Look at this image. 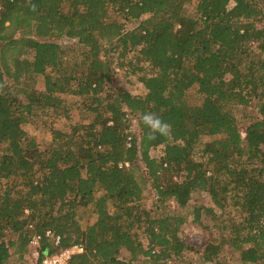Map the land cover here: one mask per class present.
Masks as SVG:
<instances>
[{"label": "trees", "instance_id": "trees-1", "mask_svg": "<svg viewBox=\"0 0 264 264\" xmlns=\"http://www.w3.org/2000/svg\"><path fill=\"white\" fill-rule=\"evenodd\" d=\"M188 1L0 0V264H9L11 247L22 259L34 233L41 238L32 264L73 245L83 250L66 264H170L191 249L179 234L186 217L141 207L148 181L157 202L184 208L205 191L215 207L231 205L221 229L240 264L264 261V119H251L242 135L231 112L255 99L264 115L263 0H197L193 14ZM62 36L83 47L81 61L64 65L65 49L48 40ZM111 50L118 68L127 63L137 74L143 95L119 88L108 103L97 97L112 79ZM75 66L84 71L73 86ZM38 74L42 90L33 85ZM193 88L199 104L187 100ZM62 94L81 96L91 118L68 132L52 128L42 150L22 125L56 112ZM127 111L138 118V136L127 132ZM146 112L169 123L170 135L149 140ZM157 146L162 154L150 155ZM89 204L96 219L82 228L76 208ZM46 230L60 237L56 246ZM221 244L206 243L202 264H224Z\"/></svg>", "mask_w": 264, "mask_h": 264}, {"label": "rangeland", "instance_id": "rangeland-1", "mask_svg": "<svg viewBox=\"0 0 264 264\" xmlns=\"http://www.w3.org/2000/svg\"><path fill=\"white\" fill-rule=\"evenodd\" d=\"M197 0H190L185 3V8L188 14L194 13V6ZM232 5V2L229 6ZM260 7L264 10V0L260 1ZM109 15L120 19V16L113 11L109 12ZM136 22L126 23L127 28L133 27ZM264 22H260L258 26H263ZM12 28L8 29L7 32L10 33ZM15 36H19V30L15 31ZM48 40L57 42L65 49L64 52V65H72L74 62L81 61L83 59V47L77 44L76 39L69 38L67 36H62L59 38H50ZM256 43L253 45L255 46ZM107 52L109 59L113 60V72L111 73L112 79L106 82L102 89L98 92L97 97L101 99L102 103H108L113 97V93L121 88L129 91L133 95H143L145 93L144 86L138 81L137 74H132L128 70L127 63L125 66L118 68L116 66V57L118 56V51ZM32 54L31 50L24 49L22 51V56L30 57ZM133 53H129L127 58H131ZM112 57V58H111ZM124 59V60H125ZM71 69V68H70ZM73 69V73L76 75V79L72 80L73 86L77 83V77H80L84 71L83 66H78ZM48 72L55 73V70L49 69ZM11 82V80H8ZM43 75L38 74L35 80L34 88L37 90L43 89ZM195 88L187 92V100L191 104H199L202 100V95L195 93ZM62 102L57 107L56 112H51L49 114L38 115L30 118L28 122L22 125L23 129L27 134L33 137L38 144L39 148L44 150L48 147L51 142L52 135L50 133L51 129H59L62 131H70L74 125L83 124L89 121L91 114L83 104V98L81 96H73L70 94L60 95ZM96 104V103H94ZM231 112L236 118L239 130L244 133V127L247 125L251 119L259 118L264 119V115L261 114L260 106L253 99L247 107L243 106H233ZM107 115H109L107 113ZM126 119L128 123L127 132L129 135H139L138 129V118L137 116L126 112ZM212 139L210 136H203L202 141H207ZM162 154V146H157L150 150V155L159 156ZM128 165V163H127ZM139 168L142 172L146 173L145 167L142 163L139 164ZM10 180V179H8ZM7 180V181H8ZM9 182V181H8ZM5 179L2 180L3 185H6ZM101 191H96V195H99ZM157 197L154 189L150 185V181L147 182L146 188H143V195L139 202V205L147 210H150L153 215H157L161 212L169 214H181L186 217L185 223L181 226L180 236L184 239L191 249L186 250L180 258L169 260L170 264H202L200 259L201 252L210 240H214L216 243L222 242V249L218 254V258L224 262V264H240L239 252L234 250L230 245L231 235L221 229L222 223H229L230 219L234 216V210L231 205H228L221 210L212 204L210 196L205 191H195L191 195L187 206L180 208L176 205L173 200H166L164 202H157ZM108 207L112 210L111 202H108ZM158 207V208H157ZM212 207L213 211H209L208 208ZM200 210V215L198 220H194L195 209ZM222 211L224 214L220 217L219 215ZM237 217V216H235ZM76 218L82 228L93 223L96 219V214L94 212L93 205L89 204L86 206L79 205L76 208ZM223 219L225 222H223ZM139 239L146 244L145 235L140 228ZM245 231L242 232V235ZM6 238L8 234H6ZM14 247H11L12 252L9 264H32L36 263V256L34 255L35 247L28 244L27 252L24 254L22 259L18 258V254L14 252ZM39 250V247L37 248ZM119 257L121 259H127L129 253L127 250H120ZM260 264H264L260 262Z\"/></svg>", "mask_w": 264, "mask_h": 264}, {"label": "built area", "instance_id": "built-area-1", "mask_svg": "<svg viewBox=\"0 0 264 264\" xmlns=\"http://www.w3.org/2000/svg\"><path fill=\"white\" fill-rule=\"evenodd\" d=\"M244 135V133H242ZM127 165V163H126ZM45 236L48 237L52 243V245L56 246L59 242L60 237L58 235H54L51 230L45 231ZM41 235L34 233L30 237V244L35 247L34 255L36 256V261L39 257V247ZM83 247L81 245H73L68 248L61 249L59 252L54 253L52 255H45L39 262V264H66L70 256L74 253L81 252Z\"/></svg>", "mask_w": 264, "mask_h": 264}, {"label": "clouds", "instance_id": "clouds-1", "mask_svg": "<svg viewBox=\"0 0 264 264\" xmlns=\"http://www.w3.org/2000/svg\"><path fill=\"white\" fill-rule=\"evenodd\" d=\"M142 124L148 129V139H156L158 136H168L171 133V125L162 120L155 113L146 112L142 115Z\"/></svg>", "mask_w": 264, "mask_h": 264}]
</instances>
